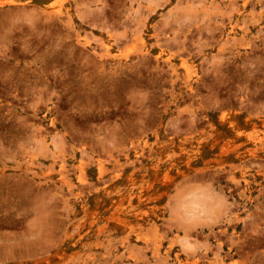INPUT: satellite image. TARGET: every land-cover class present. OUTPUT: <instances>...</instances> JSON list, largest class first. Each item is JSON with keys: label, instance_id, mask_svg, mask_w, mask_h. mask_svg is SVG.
Wrapping results in <instances>:
<instances>
[{"label": "rangeland", "instance_id": "obj_1", "mask_svg": "<svg viewBox=\"0 0 264 264\" xmlns=\"http://www.w3.org/2000/svg\"><path fill=\"white\" fill-rule=\"evenodd\" d=\"M263 147L264 0H0V264H264Z\"/></svg>", "mask_w": 264, "mask_h": 264}, {"label": "clouds", "instance_id": "obj_2", "mask_svg": "<svg viewBox=\"0 0 264 264\" xmlns=\"http://www.w3.org/2000/svg\"><path fill=\"white\" fill-rule=\"evenodd\" d=\"M211 187V181L206 182ZM218 191V190H217ZM228 205L226 198L219 193L206 200L202 208L195 211L186 207H176L172 210L174 223L186 233L198 228L215 224L227 215Z\"/></svg>", "mask_w": 264, "mask_h": 264}, {"label": "bare ground", "instance_id": "obj_3", "mask_svg": "<svg viewBox=\"0 0 264 264\" xmlns=\"http://www.w3.org/2000/svg\"><path fill=\"white\" fill-rule=\"evenodd\" d=\"M12 13V12H11ZM8 18H10V17H8ZM12 18V17H11ZM172 130V129H171ZM176 130V129H175ZM173 131V130H172ZM177 131H178V129H177ZM257 142H258V140H257ZM264 148V147H263ZM247 154H248V152H247ZM194 156V155H193ZM251 161V160H250ZM187 163V162H186ZM250 163V162H249ZM234 165V164H233ZM252 168V167H251ZM230 169H231V167H230ZM100 171V170H99ZM104 171L103 172H99V174H97L98 175V178L100 179L101 178V180H103L104 179ZM63 177H65V176H63ZM65 179V178H64ZM237 180V179H236ZM97 182H98V180H97ZM232 182V181H231ZM88 183V184H87ZM86 184L87 185H89V186H91L90 184H89V182H87ZM91 184L93 183V182H90ZM100 183V182H99ZM99 183H97V184H99ZM235 183V182H234ZM85 184V183H84ZM94 184H95V182H94ZM81 185H83V184H81ZM80 185V186H81ZM236 186H237V184H235ZM79 186V189L81 190L82 188H84L85 187V185H84V187L82 186V188ZM92 186H94V185H92ZM96 186V185H95ZM235 186V187H236ZM76 188H77V186H76ZM86 188V187H85ZM89 188V187H88ZM92 188V187H91ZM87 189V188H86ZM2 190V189H1ZM40 190V189H39ZM229 190V189H228ZM242 198H243V196H242ZM244 200V199H243ZM159 226V225H158ZM219 235V234H218ZM218 246V245H217ZM203 247V246H202ZM196 248H198V247H196ZM206 249V248H205ZM219 249H220V247H219ZM194 250H195V248H194ZM218 250V249H217ZM210 252V251H209ZM187 253V252H186ZM187 254H189V252L187 253ZM205 254V253H204ZM213 254V253H212ZM227 254H228V252H227ZM214 255H215V252H214ZM203 256V255H202ZM205 256H206V254H205ZM228 256V255H227ZM226 256V257H227ZM225 257V256H224ZM229 257V256H228ZM230 258V257H229ZM161 259V258H160ZM212 259H213V257H212ZM217 261H218V259H217Z\"/></svg>", "mask_w": 264, "mask_h": 264}]
</instances>
